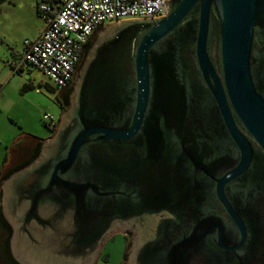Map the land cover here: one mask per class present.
Instances as JSON below:
<instances>
[{
    "label": "water",
    "instance_id": "95a60500",
    "mask_svg": "<svg viewBox=\"0 0 264 264\" xmlns=\"http://www.w3.org/2000/svg\"><path fill=\"white\" fill-rule=\"evenodd\" d=\"M109 23L37 156L0 181L17 264H264V0Z\"/></svg>",
    "mask_w": 264,
    "mask_h": 264
},
{
    "label": "built area",
    "instance_id": "2783aa9c",
    "mask_svg": "<svg viewBox=\"0 0 264 264\" xmlns=\"http://www.w3.org/2000/svg\"><path fill=\"white\" fill-rule=\"evenodd\" d=\"M45 28L35 40H24L23 49L7 62L12 72L32 67L44 74L56 90L66 88L93 32L126 19L165 15L164 0H56L39 1L36 7ZM49 128L57 121L44 117ZM47 121V122H46Z\"/></svg>",
    "mask_w": 264,
    "mask_h": 264
},
{
    "label": "rangeland",
    "instance_id": "374dc122",
    "mask_svg": "<svg viewBox=\"0 0 264 264\" xmlns=\"http://www.w3.org/2000/svg\"><path fill=\"white\" fill-rule=\"evenodd\" d=\"M12 1L4 0L1 8L6 10ZM2 48L0 45V167L5 152L3 140L11 139L14 132L46 140L54 131L44 125V117L51 116L57 121L62 113L56 98L58 91L47 77L32 67L13 73L1 52ZM24 86H27L25 91L22 90ZM126 237L121 233L113 234L104 243L95 264H104V256L107 257L106 264H122L128 242Z\"/></svg>",
    "mask_w": 264,
    "mask_h": 264
},
{
    "label": "crops",
    "instance_id": "0c3cea01",
    "mask_svg": "<svg viewBox=\"0 0 264 264\" xmlns=\"http://www.w3.org/2000/svg\"><path fill=\"white\" fill-rule=\"evenodd\" d=\"M39 1L54 3L56 0H13L6 10L0 6V45L3 47L1 52L6 57V62H11L13 55L22 51L24 40H35L44 30L45 23L36 11ZM1 4L3 5V3ZM26 68L24 67L20 72L25 71ZM57 124L58 120L56 126ZM11 136V139L2 141L5 152L0 167V176L5 174L10 162L21 153L20 151H25L24 143L26 141L32 143L42 141V139L24 132H14ZM6 141H10L9 147H7Z\"/></svg>",
    "mask_w": 264,
    "mask_h": 264
},
{
    "label": "flooded vegetation",
    "instance_id": "af4514ba",
    "mask_svg": "<svg viewBox=\"0 0 264 264\" xmlns=\"http://www.w3.org/2000/svg\"><path fill=\"white\" fill-rule=\"evenodd\" d=\"M107 25V24H106ZM105 26V25H104ZM102 27L103 26H101V27H99V28H97L94 32H93V34L90 36V38H89V40H88V42H89V46H90V44H91V42H92V40L94 39V37H95V35H96V33L100 30V29H102ZM87 42V43H88ZM89 48V47H88ZM88 48H87V50H88ZM87 50H86V52H87ZM86 52H85V54H86ZM85 54H82V57H81V60H80V62L78 63V65L76 66V69H75V71H74V74H73V77H72V80H71V82H70V84L66 87V88H64V89H62V90H59L58 91V93H57V102H58V105H59V107H60V109H62L61 111L63 112L64 110H66V108L68 107V105H69V97H70V94H71V91H72V88H73V85H74V82H75V80H76V78H77V76H78V72H79V69H80V67H81V64H82V61H83V58H84V56H85ZM58 121H59V119H58ZM41 143V142H40ZM24 148H25V151L24 150H21L20 152V154H18L17 155V157L16 158H14L11 162H10V166L7 168V170L5 171V174H10V173H12V172H14V171H16V170H18V169H21V168H23L24 166H26L27 164H29V163H27L26 165H24L23 167H21V168H18V169H16V170H14L15 168H17V167H19L20 165H22L23 163H25L28 159H30L31 158V155L33 154V152H34V149H35V146H36V144L35 143H32V142H25L24 143ZM40 147V146H39ZM38 151H39V149H38ZM37 154H38V152H37ZM37 156V155H36ZM12 171V172H11ZM7 175V176H8ZM8 226V225H7ZM8 229L10 230V228L8 227ZM7 236H8V230H7V228H6V226L5 225H0V247H1V245H2V243L4 242V240L7 238ZM123 236H124V238L126 237L127 238V246H128V244H129V240H130V235L129 234H123ZM125 250H126V248H125ZM0 264H12L5 256H4V254H2L1 252H0ZM123 264V263H122Z\"/></svg>",
    "mask_w": 264,
    "mask_h": 264
},
{
    "label": "trees",
    "instance_id": "16d2710c",
    "mask_svg": "<svg viewBox=\"0 0 264 264\" xmlns=\"http://www.w3.org/2000/svg\"><path fill=\"white\" fill-rule=\"evenodd\" d=\"M3 2H4V0H0V4L3 3ZM88 47H89V42L84 46L83 54H85V52H86V50H87ZM20 71H21V70L15 72V73H18V72H20ZM26 89H27V86H24L22 90L25 91ZM57 91H58V90H57ZM61 110H62V109H61ZM44 125H45L47 128H49L47 124L44 123ZM49 129H50L51 131H54V130H55V128H49ZM35 144H36V146H35V149H34L33 154L31 155V158L28 159L25 163H23V164L20 165L19 167L15 168L14 170L23 167L24 165H26L27 163H29L33 158L36 157L37 152H38V149H39V146H40V142L37 141ZM11 172H12V171H11ZM7 175H8V174L1 175V176H0V181L3 180ZM0 225H5L6 228H7V230H8V236H7V238L4 240V242L2 243V245H1V247H0V252H1L2 254H4V256H5V257H6V258H7L12 264H17V263L12 259L11 255H10V252H9V244H8V241H9V237H10V230L8 229V226H7V224L5 223V221H4V219H3L2 215H1V213H0ZM124 258H125V253L123 254V260H124ZM103 261H104V264L107 263V257H106V256L103 257Z\"/></svg>",
    "mask_w": 264,
    "mask_h": 264
}]
</instances>
